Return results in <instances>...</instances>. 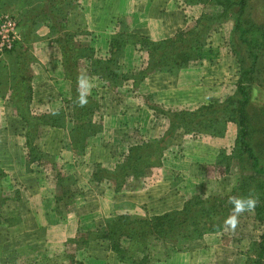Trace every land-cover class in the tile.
Instances as JSON below:
<instances>
[{
	"label": "trees",
	"instance_id": "obj_1",
	"mask_svg": "<svg viewBox=\"0 0 264 264\" xmlns=\"http://www.w3.org/2000/svg\"><path fill=\"white\" fill-rule=\"evenodd\" d=\"M184 2L207 4L216 10L200 12L190 27L162 40L154 41L127 29L114 31L109 35V50L102 54L97 53L89 43L76 42L78 33L67 30L64 21L76 6L73 0H0V12L19 9L18 15L15 12L12 15L17 18L21 30L20 39L0 57V89L7 91L8 101L23 122L27 165H55L52 158L43 159L37 140L43 134V127L64 128L66 116L70 117L68 134L71 148L76 156L83 157L88 140L101 131L100 121L95 118L98 116L101 119L99 104L82 91L83 86L93 85V77L98 82L100 80L102 89L113 90L130 80L134 87H138L151 72L176 75L182 67L199 59L198 49L206 44L216 25H220L221 29L229 27V34L226 32L229 51L239 64L234 92L221 102L202 104L193 109L178 106L165 109L148 104L154 114L164 117L160 136L129 145L124 159L112 170L96 164L92 174L94 181H110L114 192L126 189L130 179L143 182L146 186L164 176L156 170L163 167V153L172 145L177 134H191L193 138L199 133L223 136L231 122L236 126L233 148L229 154L220 148L211 164L220 174L222 172L231 178L225 193L207 192L204 185L192 179L188 181L189 178L182 173L174 175L172 171L162 170L163 174L171 177V188L181 190H178L183 199L180 209L146 216L124 213L108 217L102 226L68 238L57 250L53 249V257L31 258L21 264H48V261L61 264H110L111 261L114 264H148L152 253L156 256L162 247L166 259L172 253L188 250L190 243L203 235L221 230L223 223L233 215L231 200L234 197L256 198V206L249 212L264 222V101L260 104L256 102L264 84H253L254 79L264 72L263 59L258 53V44L264 41V0ZM38 22L49 27L50 38L60 51L64 78L68 81V114L61 110L37 115L29 112V79L31 65L36 61L32 43L38 39L32 29ZM243 46H246L247 55L240 56L238 49ZM131 51L138 58L142 57L141 67L123 71L121 59ZM247 56L250 57L249 67H245ZM82 60L87 62L85 71L79 65ZM82 95L87 103H80ZM193 145L191 143L190 148ZM21 199L19 190L10 184L7 173L0 165V226L6 233L17 228L21 222V212L13 208L22 204ZM96 246L106 251L101 260L87 253ZM17 256L19 258L20 253ZM242 264H264V232L259 240L249 242Z\"/></svg>",
	"mask_w": 264,
	"mask_h": 264
},
{
	"label": "crops",
	"instance_id": "obj_2",
	"mask_svg": "<svg viewBox=\"0 0 264 264\" xmlns=\"http://www.w3.org/2000/svg\"><path fill=\"white\" fill-rule=\"evenodd\" d=\"M113 1L73 0L78 8L68 14L66 27L79 28L78 23L83 22L84 28L89 31H86V34L90 33L94 37L95 48L100 46H103L102 49L108 48L109 35L118 30L113 16L115 11H112L111 7ZM126 4L127 1H124V8H128ZM146 6L138 1L132 10L134 12L138 10V15L141 16V12L146 11ZM152 8L153 11L147 14L153 12V14L156 13V17H159L163 10L162 7H157V3L153 1ZM18 11L19 9H15L16 15ZM159 23L161 22L157 20L154 28L146 31L149 38L160 40L171 36L166 35V31L160 34L163 28ZM133 29L139 31L137 25ZM20 31L19 28V34ZM32 32L38 36V39L32 43V53L36 61L31 65L32 75L29 79L31 86L29 112L37 115L61 110L68 114L70 110L66 102L68 81L64 78L60 51L50 38L47 25L38 22L33 26ZM141 83L142 86H145V83L148 84V78L146 77V81L143 80ZM124 85L123 83V87ZM121 89L126 91L124 88ZM99 90L113 94L112 97L122 95L121 93L116 94L118 91L116 89L99 88ZM6 93L7 91L0 89V165L7 173L10 184L19 190L22 197L21 207L24 211L17 228L8 230L6 233L0 226V262L20 264L17 252L28 245L39 246L37 254L25 252L21 258L53 257V249L57 250V247L59 248L68 238H73L78 232L102 226L106 218L117 214L140 216L141 214L162 213L163 209L164 211L169 210L167 204L171 205L169 198L170 192L173 191L171 186L162 185L161 179L152 182L147 187H141L143 189H123L119 192H114L112 183L106 179L97 181L92 179L96 164L112 170L118 162L124 159L128 146L136 141H133L130 135H125L124 139L120 136L124 129L134 128L132 127L133 121L141 120L142 123L138 126L146 133L144 139L138 140L154 139L160 136L163 122L160 121L159 125L150 123L154 112L148 106L135 107L134 112L130 108L123 109L120 105H123L122 99H125V96H122L117 106L111 107L115 105L111 103L109 107L98 110L101 119L98 116L95 118L102 120L100 122L101 131L90 138L81 158L76 156L71 148L68 134L69 116L65 117L66 126L64 128L43 127V134L37 140V145L44 156L43 159L52 158L55 165H37L36 163L27 165L23 122L16 115L15 108L8 101ZM130 115L133 116V121ZM193 144L199 145L195 141ZM117 145H120L118 153L114 148ZM185 145L190 148L189 142L183 143L181 157H185L184 153L188 149ZM176 146L169 147L167 153L170 158L177 156L172 155ZM94 152L99 155L95 157ZM78 163L83 165L81 169L77 166ZM63 167L70 168L63 170ZM4 246L7 247L5 248L6 256L3 255ZM94 248L92 252H87L88 255L101 260L106 255V251L97 246ZM52 263L61 264L48 261V264ZM114 263V261L110 262V264Z\"/></svg>",
	"mask_w": 264,
	"mask_h": 264
},
{
	"label": "rangeland",
	"instance_id": "obj_3",
	"mask_svg": "<svg viewBox=\"0 0 264 264\" xmlns=\"http://www.w3.org/2000/svg\"><path fill=\"white\" fill-rule=\"evenodd\" d=\"M124 1H127L126 6L128 8H124ZM135 1L136 0H114L112 2V11H115L113 16L115 18V23L117 22L116 27L118 30L127 29L147 37H149V35L146 31H149L150 28H154L157 20L161 22L159 24L161 28H163L160 34H163V32L166 31V35L173 36L176 31L190 27L200 12H211L216 10L214 9L215 7L211 5L209 6L207 4L199 3L191 5L186 4L184 0H138L140 4L147 5L145 7L147 12H141V16H139L138 10L136 12L132 10V7H135L136 3H138V1ZM153 1L157 3V7L161 6L163 9L159 17H156V13L153 14V12L152 14H147L150 11H153ZM77 8L78 7L76 5L74 9ZM74 9L71 12H73ZM4 12L12 14L15 10L9 9ZM138 21H140V23ZM64 23H68V18L67 21H64ZM79 23V28L74 27L75 29H69L67 27V30L78 33L75 36L76 42L89 43L97 53L100 52L105 54L107 50H109V47L102 49L103 46L99 45L100 47L97 46L98 48H95L94 37L91 36L92 34L90 33L86 34L87 30L84 28L83 22L81 24ZM136 25L139 27L138 30L140 32L133 29ZM222 25H225V23ZM71 26L72 25H70V27ZM147 26H150L149 29ZM226 32L229 34V27L226 26L225 29H221L220 25H216L211 31L206 44L198 49L199 59L190 62V64L186 67H182L176 75L151 72L147 75L148 84L145 83V86H142L143 84L140 83L138 84V86L140 85L139 88L134 87L132 80H130L127 84L124 82V87L122 84V86L115 88L119 91H117L116 94L121 93V97L125 96V99H122L123 105L120 106H123V109L127 108V110L129 108L133 110L135 107H140L142 105L148 106V104L164 107L165 109L168 107L177 108L176 106L193 109L202 104L221 102L225 99V97L232 95L235 88L234 83L239 75V64L237 59L229 51V42L227 41L228 37L226 36ZM171 36H166L165 38ZM245 47H239L238 50L241 52L240 56L241 54L247 55ZM258 48V53L263 59L262 69L264 71V41H261V43L258 44ZM132 53V51L127 53L125 57L121 59L123 71L138 70L141 67L142 57L140 56V58H138L137 54L135 55ZM249 59V56L245 58V67H249ZM86 63L87 62L85 60H82L79 64L84 71L87 70V66L85 65ZM92 79L94 80L93 85L83 86L82 91L97 100L99 104V111L109 107L108 105L111 103H115V105H111V107L117 106L119 103L118 100H120L121 97H112L113 94L105 93V91L102 90L98 91L99 88L102 89L100 87L101 82L100 80L99 82L96 81L97 78L95 77ZM144 80L146 81V78ZM256 83L264 84V72H262L261 77L254 79V86H258ZM121 88H124L126 91L124 92ZM259 92L264 93V87ZM261 93H259L256 97V102L258 104L263 103L262 101H264V94L262 95ZM222 108L223 107H221V109ZM130 117L132 118L131 121H133V116L130 115ZM151 119V124L156 123L155 125H159L160 121L163 122V124L165 123L164 117L161 115L154 114ZM100 122H102V120H100ZM133 122L132 127L134 126V128L130 127L128 130L124 129L120 138L124 139L125 135H130L133 141L138 143L140 141L138 139H144L143 137L146 136V133L144 129L141 130V127L138 126L142 123L141 120ZM235 133L236 126L230 122L226 126V131L223 136H209L199 133L196 138H193L191 134L183 136L177 134V137L172 143V146L177 145L173 149L172 155L176 154L177 156L170 158L167 153L169 151V147L164 151L162 157L163 167L156 170L164 176L161 180H157H160L162 185L170 186L171 177L168 176V174H163V172H161L162 170H167L174 172V175L176 173H182L183 176L186 175L187 178H189L188 181L192 179L194 182L196 181V183L204 185L207 192L225 193L229 188L231 178L226 177L222 174V172L220 174L218 169H215L211 164L215 160L220 148L225 150L226 154L230 153L234 145ZM152 139L146 138L145 140ZM193 141L199 145L197 147H194V145L191 148L188 147L184 153L185 157H181V145L185 142H189L191 144ZM114 148L118 153L120 145H117ZM94 155L97 157L99 154L94 152ZM81 165L82 164L78 163L77 166L79 169H81ZM69 168L70 167H63V170ZM248 173H251L250 170H248ZM184 183H186V181ZM126 185H128L126 189L130 190L137 188L143 189L141 187H144L143 182L139 183V181L133 179H130ZM148 185H146V187ZM178 190L174 191L172 189L173 192H170L169 201L171 205L167 204L169 210L180 209L183 204V199L178 193ZM179 192H181V190H179ZM13 208L18 209L21 214L24 211L20 204L15 205ZM144 215L141 214L140 216ZM263 232L264 222L257 220L251 212H244L238 216L237 224L234 229L224 222L221 230L203 235L201 239L192 241L188 250L172 253L166 259L164 256L165 250L162 247V251L156 253V256H153L152 253L148 264H233V262L235 264H242L248 252L249 242L259 240V237ZM38 247L39 246L36 245H28V247L21 249V252L18 251L20 252V259H18L20 264L26 263L27 260H31V258H24L22 260L21 256L25 252L37 254ZM3 248V255L6 256L5 248L7 247L4 246ZM32 259L34 260L37 258ZM0 264L4 263L0 262Z\"/></svg>",
	"mask_w": 264,
	"mask_h": 264
},
{
	"label": "built area",
	"instance_id": "obj_4",
	"mask_svg": "<svg viewBox=\"0 0 264 264\" xmlns=\"http://www.w3.org/2000/svg\"><path fill=\"white\" fill-rule=\"evenodd\" d=\"M20 39L17 19L12 14L0 13V57Z\"/></svg>",
	"mask_w": 264,
	"mask_h": 264
},
{
	"label": "clouds",
	"instance_id": "obj_5",
	"mask_svg": "<svg viewBox=\"0 0 264 264\" xmlns=\"http://www.w3.org/2000/svg\"><path fill=\"white\" fill-rule=\"evenodd\" d=\"M80 103L84 104L87 103V100L85 96H81L80 98ZM231 203L233 205V215H231L227 220L226 224L229 225L231 228H235L237 224V218L241 213L248 212V211H253L257 200L256 198L249 196L246 198H239V197H234L231 200Z\"/></svg>",
	"mask_w": 264,
	"mask_h": 264
}]
</instances>
